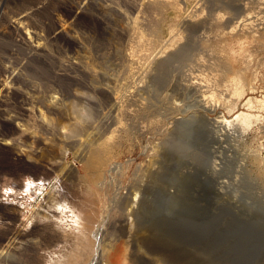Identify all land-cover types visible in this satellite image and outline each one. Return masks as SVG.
Returning <instances> with one entry per match:
<instances>
[{
	"label": "rangeland",
	"instance_id": "rangeland-1",
	"mask_svg": "<svg viewBox=\"0 0 264 264\" xmlns=\"http://www.w3.org/2000/svg\"><path fill=\"white\" fill-rule=\"evenodd\" d=\"M0 83V264H264V0H0Z\"/></svg>",
	"mask_w": 264,
	"mask_h": 264
},
{
	"label": "bare ground",
	"instance_id": "bare-ground-1",
	"mask_svg": "<svg viewBox=\"0 0 264 264\" xmlns=\"http://www.w3.org/2000/svg\"><path fill=\"white\" fill-rule=\"evenodd\" d=\"M92 5V4H91ZM13 26V25H12ZM17 28V27H16ZM18 31V30H17ZM19 44V43H17ZM17 74V73H16ZM14 77V76H13ZM14 79V78H13ZM15 80V79H14ZM6 84V83H5ZM3 84V83H0V91H9L8 87ZM244 91V90H243ZM15 92V91H14ZM235 92L237 94H242L244 92H241V89L240 88H237L235 90ZM6 93V92H5ZM6 95V94H5ZM244 95V94H243ZM240 96V95H239ZM241 97V96H240ZM3 100V99H1ZM245 101V100H244ZM1 102V101H0ZM217 102V101H216ZM22 103V102H21ZM207 103V102H206ZM236 103V102H235ZM246 104L249 106V107H252L253 106V99L252 97H249L246 101ZM234 106V105H233ZM21 109V108H20ZM20 111V110H19ZM232 111V109H231ZM2 115H3V112H2ZM9 115V114H8ZM22 115V114H21ZM25 115V114H24ZM43 115V114H42ZM253 118H255V115L253 113H249L248 111H239V112H236L232 117L231 119H228L226 117H221V118H214L213 119V124L215 127H218L220 128L221 130H227L229 128H231V126L233 125L234 121H237V122H240V123H243L245 124L246 126H249L251 123H253ZM16 120V119H15ZM233 127V126H232ZM3 144V143H2ZM18 144V143H17ZM24 152V151H23ZM18 155H23L22 153H18ZM16 161H18V163L22 162L24 159L22 158H19V157H16L15 158ZM27 160V159H26ZM24 163H22L23 165ZM55 166V165H54ZM62 203H65V202H62ZM59 205V204H58ZM67 207V206H66ZM57 208V207H56ZM60 208V207H59ZM58 208V209H59ZM65 208V207H64ZM62 209V208H61ZM59 211L60 212H64L63 209ZM69 209V208H68ZM70 210V209H69ZM66 212V211H65ZM68 212V211H67ZM71 214H72V217L70 218L72 220V224H70V226H73L72 229H77V239H78V243H76V249L72 250L71 252H69L68 254H64V255H61V257H59L55 263H50V264H92L93 263V260H95L94 258V255L96 253V247H95V239H93L91 237V230H93V227H91V222H90V217L89 215L90 214H86V216L84 215V219H83V222L79 220V215H77L73 210H71ZM81 217V216H80ZM82 220V219H81ZM126 223H127V220H124ZM164 221V220H163ZM175 221V220H174ZM157 224L155 225V228L153 229V231H157V233H159V237H160V234L161 233H166L167 231H169V224L167 225L166 223L167 222H162V221H158L156 222ZM169 223V222H168ZM174 223V222H173ZM177 223V222H176ZM172 224V222H171ZM179 227V223H177ZM124 225V229L125 227L127 226V224H122ZM173 225V224H172ZM123 229V228H121ZM123 229V230H124ZM176 229V228H175ZM185 229V227H184ZM97 230V229H96ZM126 230V229H125ZM167 230V231H165ZM176 231V230H175ZM170 232V231H169ZM174 232V231H173ZM76 233V234H77ZM156 233V232H155ZM172 233V232H171ZM176 233H178L176 231ZM168 234V233H167ZM170 234V233H169ZM135 235V234H134ZM154 235V234H153ZM166 236V234H165ZM172 236V235H171ZM176 237V235H173ZM94 237V236H93ZM136 237V236H135ZM163 238V236H162ZM138 239V238H137ZM168 239V238H166ZM165 239V240H166ZM164 240V241H165ZM173 240V239H172ZM177 240V239H176ZM168 241V240H167ZM166 241V243H167ZM171 241V240H170ZM174 241V240H173ZM172 241V242H173ZM159 243V241H158ZM162 244H163V240H162ZM168 244V243H167ZM161 245V244H160ZM164 245V244H163ZM176 245V244H175ZM17 248V247H16ZM111 248V247H110ZM83 249H90L91 250V254L90 257L88 256L87 258L88 259H85V256L83 254ZM98 249V248H97ZM106 249V248H105ZM140 249V248H139ZM89 250V251H90ZM100 250V249H99ZM108 250V249H107ZM105 252V251H104ZM102 253L103 255L105 253ZM108 252V251H107ZM106 252V253H107ZM126 251L123 249L121 252L120 251H117V252H113V253H110V258H112L111 260V263L113 264H125L126 263V260H127V254L125 253ZM136 252V251H135ZM86 253V252H85ZM97 254V253H96ZM87 255V254H86ZM106 255V254H105ZM93 256V257H92ZM96 257V256H95ZM137 258V257H136ZM108 260V259H107ZM190 262V261H189Z\"/></svg>",
	"mask_w": 264,
	"mask_h": 264
}]
</instances>
